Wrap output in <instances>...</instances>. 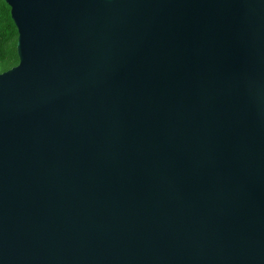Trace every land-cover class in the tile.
<instances>
[{
	"label": "water",
	"instance_id": "obj_1",
	"mask_svg": "<svg viewBox=\"0 0 264 264\" xmlns=\"http://www.w3.org/2000/svg\"><path fill=\"white\" fill-rule=\"evenodd\" d=\"M0 264H264V0H5Z\"/></svg>",
	"mask_w": 264,
	"mask_h": 264
},
{
	"label": "trees",
	"instance_id": "obj_2",
	"mask_svg": "<svg viewBox=\"0 0 264 264\" xmlns=\"http://www.w3.org/2000/svg\"><path fill=\"white\" fill-rule=\"evenodd\" d=\"M18 30L12 19L11 7L0 0V73L19 64L17 54Z\"/></svg>",
	"mask_w": 264,
	"mask_h": 264
}]
</instances>
